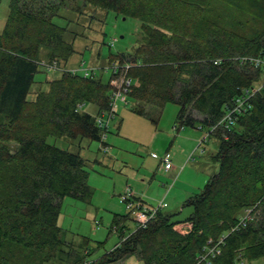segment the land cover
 <instances>
[{
  "label": "trees",
  "instance_id": "obj_1",
  "mask_svg": "<svg viewBox=\"0 0 264 264\" xmlns=\"http://www.w3.org/2000/svg\"><path fill=\"white\" fill-rule=\"evenodd\" d=\"M55 1L9 0L0 31V264H41L59 256L64 264H111L130 254L139 255L143 264H234L239 255L250 262L264 258V91L248 99L230 124L219 125L236 99L264 76V69L242 60L264 62V28L248 37L207 16L216 1L264 25V0H81L84 7L138 20L143 41L134 52L110 54L104 64L99 53L95 65L80 60L71 67L75 75L66 65L76 53L78 34L55 22L64 21ZM114 42L106 45L111 48ZM42 47L50 51L44 64L38 57ZM51 63L62 70L48 80L44 65ZM112 63L131 65L126 72L132 81L126 96L131 103L138 107L147 93L157 107L175 103L174 131L197 126L207 134L205 142L213 138L217 149L210 159L218 169L185 202L192 207L181 222L190 223L185 235L172 230L180 223L160 211L146 228L121 236L114 249L89 261L91 250L63 240L58 218L64 198L85 202L92 195L90 162L79 151L47 140L78 141V150L83 140L96 142L108 156L102 148L110 145L107 137L101 142L96 119L109 109L111 83L117 78ZM41 71L44 81L36 80ZM107 71L109 80L103 83ZM81 102L95 105L94 113L80 112ZM249 209L256 217L231 232ZM222 236L219 255L198 263L208 240Z\"/></svg>",
  "mask_w": 264,
  "mask_h": 264
},
{
  "label": "rangeland",
  "instance_id": "obj_2",
  "mask_svg": "<svg viewBox=\"0 0 264 264\" xmlns=\"http://www.w3.org/2000/svg\"><path fill=\"white\" fill-rule=\"evenodd\" d=\"M8 3L9 0H0V31L3 28L5 18L8 13ZM55 5L59 9V15L64 20H55V22L59 26L66 27L69 29V31H73L78 34L74 41V49L76 53L69 59V62L66 65V70H70L71 67H75V65L80 60L84 61L87 65H95V59L98 53L99 57L97 58L99 59V63L103 61L102 64H104L105 58L110 54L114 56L120 53L134 52L135 48L141 46L142 44L143 38L140 34L138 20L132 18L123 19V17L116 16L112 12L105 13L89 6L84 7L81 0H56ZM207 12V16L210 19L215 20L218 24L229 30L235 31L248 37L253 36L255 33L264 28V25L261 22L253 20L245 14H242L241 12H238L232 8L226 7L224 4L218 3L216 1L212 2ZM102 38H104V42H102ZM114 40L115 42L113 46L111 48H108L106 42L110 45ZM40 52V56H38L39 60H41L40 62L43 64L47 63V57L50 51L47 48L42 47ZM232 65H234V67L237 66V64ZM107 66L109 65L107 64L104 67ZM57 68L59 69L50 71L49 77H51L52 74L57 75L62 70L58 66V64ZM245 68L251 69L249 66ZM251 71L254 70L251 69ZM109 76L110 71H107L106 73L104 72L101 76V81L103 83H107L109 80ZM185 76L188 77V75ZM95 77L97 79L100 77V71H97ZM44 79L45 74L42 71L41 73H38L36 75V80L44 81ZM122 81V79H118L116 81L118 86H123L125 84ZM256 81L258 83H261L262 81H264V76L259 75ZM33 89L36 90L37 86H35ZM145 95L148 96L149 94H144V97L140 99L141 101L152 99V97H145ZM30 97H32V95H30ZM126 99L127 98L125 96V100ZM126 101V104L121 101L118 102V109L115 114L116 119H113L112 121L110 120L111 122L109 121L107 130V144L113 145L112 142L115 141L113 138V134L115 133L112 127L115 123L114 120L119 119V117H121V114L123 115L122 119L124 120H122V133L125 135V137H133V139H140L141 141H143L144 138L137 137H144V133L147 129L149 130L152 127L154 128V126L151 125V123L142 116L140 117L132 114L133 112L129 110L131 103L129 99H127ZM154 101H157L156 98L154 99ZM122 105H124L125 107ZM78 106L80 107V112L87 111L89 113H94L95 111V105L85 104L83 106L81 102L78 103ZM177 112L178 106L175 103L168 102L164 105L161 116L158 119L157 125L155 126L159 130V137L162 138V135L167 134L168 129H170L171 131L174 125H178V123L175 122ZM123 130H125L126 133H124ZM159 137H157V139H159ZM47 142L55 145L60 149H66L74 152L79 151L80 155L85 159H88L89 155H92L93 157L105 156L100 151H98V144L96 142H83L81 143L80 150H78L77 148L78 141L73 142L72 140L56 139L50 137L48 138ZM202 144H204V146H202V148H200L199 150H196V153L194 154L192 160L189 163L185 164L184 168H187L181 174L179 185L176 186L178 192H180L181 189L184 190L188 185L196 187L198 189L196 190V192L202 191L210 177L215 172H217L218 165L209 160L211 154H213L217 149V142L213 138H211L207 142ZM71 145L75 146V148ZM119 146L114 145L113 148L110 147V151L107 157H116V154L119 156L121 154H124L129 164L133 161L136 165V168L135 173H133L134 175L131 177V181H134V183L139 182L142 170H140V172L138 173L136 172V170L140 168H142L143 170L149 169L151 159L146 157L148 158L146 160L145 155H135V150H131L130 148H134L136 146L138 147V145L137 143L134 144L133 141H125L123 145L122 143H120ZM156 146L158 148L157 150L160 151H162V149L164 148V144L162 142L160 143V140L157 141ZM201 150L203 152H201ZM172 151L174 150H170L171 154H173ZM144 158L146 161L144 160L145 166L143 161V167L142 164L140 165L138 162H141V159ZM127 161H125L124 163H127ZM93 169L94 171H100L99 165L96 166L94 163H88V172L90 175L89 185L95 188V190L93 189L94 193L90 198V201L83 202L71 198H64L60 206L58 225L63 230V240L71 243V245H74L75 247H82L91 250V257L96 258L102 253L108 252L117 242V235L114 232H111L110 235L108 234L109 229H111L110 227L112 225L114 217H124L128 215V212L126 211L125 206L120 202V195L122 194L126 186L123 187L121 181H118V179L120 178H117V174L119 173L114 175L113 173L109 174V171H107L106 175L110 177L113 182L112 180H99L97 186H93V182L96 179V175L91 172ZM118 169L119 166H116L115 170L118 171ZM159 170L160 172L162 171L161 169ZM97 178L99 177L97 176ZM112 185L115 186L113 187L114 189L112 188ZM131 185L133 184L131 183ZM164 187L165 190L166 188H168V186L166 185ZM139 189L143 188L139 187ZM173 191L175 190H172L171 194H173ZM148 193H151V195H154L155 197L160 196L159 200H157V202L153 206H157L158 203L162 200V196L164 195V191L162 192V190L155 188L154 184L149 187ZM175 196L178 197V199L174 203V210L171 211L170 208H172V206L167 203V198L164 199L165 203L167 204L166 211L168 210V212H170L172 222L182 221L186 219L192 212V207H183L184 201L190 197V194H187L186 198H183L184 200L180 199L181 193H176ZM129 218L131 223L129 221L123 222L122 227L119 230L120 227L118 226L117 222L116 225L112 226V229H115V231L116 229H118L120 232L124 231L125 236H128L135 230V222L132 217ZM188 229V227L186 228V224L183 223L176 225V227H174V229L172 230L181 235H185L188 232ZM114 237L116 238V240ZM119 240L120 239L118 238V243ZM58 258L52 259L53 261L51 260L50 262L46 263L41 261L40 262L41 264H64L61 261L62 259H64V257L61 258L59 256ZM254 264H261V260L254 261Z\"/></svg>",
  "mask_w": 264,
  "mask_h": 264
},
{
  "label": "crops",
  "instance_id": "obj_3",
  "mask_svg": "<svg viewBox=\"0 0 264 264\" xmlns=\"http://www.w3.org/2000/svg\"><path fill=\"white\" fill-rule=\"evenodd\" d=\"M50 79L51 78L49 77L48 80H50ZM126 98L129 99L128 97H126ZM126 103H127V101H126ZM130 103H131V101H130ZM117 104H118V102L116 103V112L118 109ZM136 105L137 104L136 103L134 104L133 102L130 104L129 110H131L133 112L132 114L140 116V117L142 116L147 121H149L151 123V125L154 126V128L151 126L152 128H150L149 130L147 129L144 133L145 134L144 137H137V138H144L143 141H141L140 139H133V137H125V135L122 133V120H123L122 117H123V115L120 113L121 117H119V119H117V120H114L115 123L113 124V127H112L114 130V133H115V134H113V136H114L113 138L115 141L112 142L113 145H110V144L109 145H110V147L113 148L114 145L119 146L120 143H122V145H123V143H125V141H133L134 144L137 143L138 147L136 146V147L130 148V149L135 150L134 151L135 155H138V156L145 155V158L148 157L151 159L149 169L143 170L142 168H140V169L136 170L137 173L140 172V170H142V173H141V176L139 179L140 181L134 183V181H131V177L134 175L133 173H135L136 165L133 161L129 164L128 161L126 160V157L124 156V154H121L120 156L116 154V157L115 156H113V157L112 156H109V157H107V156L96 157L95 156V157H93L92 155H89L87 160H89V162L92 164L94 163L96 166L99 165V167H100V171H96V170L94 171V169L91 171V172H93L94 175H96L95 176L96 179L93 182V186H97V184L99 183V180L100 181L112 180L110 177H108L106 175L107 171H109V174L113 173L114 175L119 173V174H117V178H120L121 180L118 179V181H121V184L123 185V187L124 186L129 187L135 193L136 201L140 202L143 206H145L147 208H152V207H155L153 205L160 198V196L155 197L154 195H151V193H148L149 187H151V185L154 184L155 188L162 190V192L164 191V193H163L164 195L162 196L163 198L161 201L164 203L165 208L162 210V212L166 213L167 215H169L171 217L170 212H168V210L166 211L167 204L165 203L164 199L167 198L166 199L167 203L170 206H172V208H170V211H171V210H174V203L178 199V197L175 196L176 193H181L180 199L186 198L187 194H190L189 198H191L192 196L199 193V192H196V190H198V189L194 186L188 185V186H186V188L184 190L181 189L180 192L177 191L176 186L179 185V179L181 177V174L187 168V167L184 168L185 164L189 163L192 160L194 154L196 153V150H199L200 148H202V146H204V144H202L200 142L203 139L205 133L202 130H199V128L197 126H195V127L194 126L193 127H184L183 126V128L179 126L176 131L173 130V127H174L173 126L171 131H170V129H168L167 134L162 135V138H161V137H159V135H160L159 130L155 126L157 125L158 119L161 116V113L163 111V107L165 104L161 107H157L150 100L149 101L139 100V106L137 107ZM122 106H124V105H122ZM114 119H116V118H114ZM175 122H178L177 116H176ZM123 131H124V133H126L125 130H123ZM157 137H159V139H157ZM158 140H160V143L162 142L164 144V148L162 149V151L157 150L158 148L156 145H157ZM106 141L108 143V139H106ZM82 142H88V141L83 140ZM114 143H116V144H114ZM119 148H120V146H119ZM172 149L174 150V151H172V153H173L172 154V169H170L167 172L166 171L160 172V170H159L160 169V162H161L160 158L162 157V155L165 152L170 151ZM98 150H99V145H98ZM201 152H203V151L201 150ZM103 155H105V154H103ZM130 155H131V153H130ZM86 158H87V155H86ZM145 158L141 159V162H138V163L140 165L142 164V166H143V161L145 160ZM148 158H146V160ZM209 160H211V159L209 158ZM125 161H127V163H124ZM145 161H144V166H145ZM116 166H119L118 171L115 170ZM161 173H163V174H161ZM97 176L99 178H97ZM141 177H142V179H141ZM135 181H137V180H135ZM87 182L89 185V182H90V175L89 174H88V181ZM112 182H113V180H112ZM131 183L133 185H131ZM139 183H141V184H139ZM114 185H112V188L115 187ZM165 185L168 186V188H166V190L164 187ZM138 186L143 188V189H139ZM89 187L91 188L92 195H93L95 188L91 187L90 185H89ZM172 190H175V191H173V194H171ZM92 195L90 196V198L92 197ZM90 198L87 201H90ZM188 199H186L184 201L183 207L185 206V202ZM116 217L117 216H115L113 221H112V225L110 227L111 229H109L108 234L110 235L111 232H114L117 235V242L114 244V246L108 252H110L112 249H114L117 246L118 238L120 239L121 236L125 235L124 231H122V232L119 231L122 227L123 222H125V221L130 222V218L128 215H126L124 217L118 216L117 219H116ZM184 220L176 221V222L183 224L181 222H183ZM58 221H59V218H58ZM117 222H118V226L120 228H119V230L117 229L115 231L112 229V226L116 225ZM176 225H178V224H176ZM176 225H174L172 227V229H174V227H176ZM115 240H116V238H115ZM108 252L102 253L100 256H98L96 258H92L91 255H89L87 257V260L95 261V260L99 259L100 257H103ZM91 254H92V252H91ZM111 264H143V262H142L141 258L139 257V255L130 254V255L123 257L119 261H117L115 263H111Z\"/></svg>",
  "mask_w": 264,
  "mask_h": 264
},
{
  "label": "built area",
  "instance_id": "obj_4",
  "mask_svg": "<svg viewBox=\"0 0 264 264\" xmlns=\"http://www.w3.org/2000/svg\"><path fill=\"white\" fill-rule=\"evenodd\" d=\"M242 60L243 62H250L255 68L264 69V62L260 59L244 58ZM44 67L48 72L59 69L57 68L56 63L46 64L44 65ZM109 67L112 69L113 73L117 74V78L111 83L113 89L110 96L109 109L106 111V113H101V116H98V118L96 119V123L102 131L100 135L101 142L104 141V139H106L107 137L106 133L108 130L109 121L115 117L116 103L119 101L126 103L125 96L128 95L132 87V81L126 77V72L129 68H131V65L125 64L119 66L112 63ZM85 70L86 69H82L81 71L85 72ZM68 72L71 75H75L76 69L68 70ZM84 76H86V73L83 74V77ZM118 79H122V82L125 84L123 86H118V84L116 83ZM262 91H264V81H262L261 83H254L251 89H246L244 94L245 98L241 97L240 99H236L235 105L223 116L222 120L219 122V125L230 124L236 117V114H239L241 112L242 107L244 108V105L248 104V99ZM206 137L207 134H204V137L200 143H204L206 141ZM102 150L105 152H109L110 148L107 146H103ZM160 161V169L162 171H169L172 168L171 152H165L160 158ZM120 202L125 206V209L128 212L129 216L132 217L135 222L134 231L146 228L150 222L156 219L157 214L165 208V205L162 201L159 202L157 206L152 208H147L141 205L138 201H136L135 194L129 187L124 188L122 194L120 195ZM255 217L256 215L254 212H252L251 209L245 210L243 217L240 218L237 225L233 227L230 231L232 232L235 229L245 228L248 223L252 221ZM185 224L187 225L186 227H190V223ZM223 239L224 237L222 236L216 241H213L211 239L208 240L205 247L203 248V253L197 258V262H210L217 255H219ZM260 260L261 264H264V258ZM234 264H254V261L250 262L242 255H239L235 260Z\"/></svg>",
  "mask_w": 264,
  "mask_h": 264
}]
</instances>
